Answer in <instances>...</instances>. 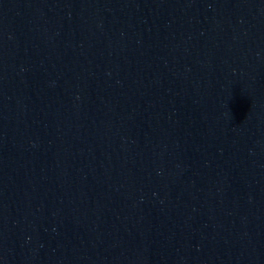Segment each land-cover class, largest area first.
I'll list each match as a JSON object with an SVG mask.
<instances>
[{"label": "water", "instance_id": "1", "mask_svg": "<svg viewBox=\"0 0 264 264\" xmlns=\"http://www.w3.org/2000/svg\"><path fill=\"white\" fill-rule=\"evenodd\" d=\"M0 264H161L101 0H0Z\"/></svg>", "mask_w": 264, "mask_h": 264}]
</instances>
